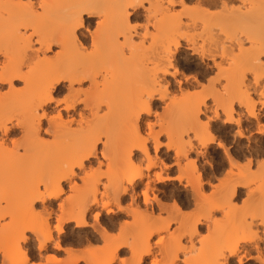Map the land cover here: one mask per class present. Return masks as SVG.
Listing matches in <instances>:
<instances>
[{"label":"snow or ice","instance_id":"6c2138e0","mask_svg":"<svg viewBox=\"0 0 264 264\" xmlns=\"http://www.w3.org/2000/svg\"><path fill=\"white\" fill-rule=\"evenodd\" d=\"M49 7L50 0H40L39 5L33 9L31 23L26 30L21 28L20 36L23 39L8 42L6 47L9 51H0V95L14 93L25 102L23 122L16 124L14 118L9 124V127L15 125L20 129L14 133L15 139L0 142V196L14 198L18 205L12 209L9 207V199H0V208L9 209L0 213V225L14 226L21 215L20 204L25 201L30 203L40 196L57 194L60 183L66 181L63 188L72 184L73 190L79 187L88 191L87 202L96 205L92 212L95 213L94 219L99 227L104 224V215L113 216L127 211L122 206L129 203L127 186L145 175L144 163L148 164L147 174H155L157 182L179 181L186 184L183 174L165 175L171 163H151L153 129L155 124H159L161 113L153 114L149 101L158 98L167 104L175 99L171 93L160 96L159 92L165 90L166 85L160 89L156 85L162 77H167L181 85L182 91L183 87L188 86L185 81L189 84L194 81V77L181 76L174 70L170 54L177 48L188 47L194 55L214 61L215 73L210 74L211 80L202 86L196 82V91L189 92V95L195 96L214 87L217 99H222L226 107L231 108L236 100L229 97V90L237 95L243 93L241 99L249 101L248 115L253 117L258 112L256 106H264V47L258 58L254 55L245 58L243 53L235 49L222 53L220 43L227 48L230 35L224 31L213 34L219 41L214 48L201 42V38L207 41L209 20L219 17L229 8L226 2L206 5L202 0H74L71 7L75 14L52 37L44 28L34 30ZM246 7L247 4L240 5L241 9ZM260 8L264 12V0H261ZM134 9L141 10L145 17L143 23L134 22ZM109 10L112 15L106 18ZM87 15L97 16L99 23L91 38L81 45L75 37L79 35L77 29L83 27L81 18ZM162 34L168 38L163 45L160 44ZM45 40H49L51 46L43 47ZM261 40L264 42V28ZM247 46L253 49L254 43L249 41ZM17 47L25 50L19 62L12 55V49ZM159 48L167 55L161 56L157 69L153 71L147 68L115 96L108 93L102 72L93 75L84 70L101 59L110 68L133 63L138 65L145 51ZM69 50L74 53L71 60L68 59ZM30 52L37 55L28 54ZM41 68L46 71L37 78ZM57 84H63L68 89L59 99L55 98L53 92ZM102 84L105 87L102 88ZM253 86L255 91L251 90ZM208 102L212 103L211 100ZM48 105H53L54 110L49 109ZM259 115L262 121L259 130L264 135V111H259ZM212 118L224 119L225 123L233 122L229 113L219 109ZM144 119L152 121L148 123L147 130L143 126ZM207 126L208 121L201 116L200 127L205 133L208 131ZM155 130L159 131V128ZM210 142L216 143L215 140ZM61 144L62 152L52 151ZM219 147L223 149L224 145L220 144ZM155 150L160 151L158 142ZM134 151L144 153V162L140 167L134 163ZM94 152L99 158L98 167L88 169L85 162ZM176 155L180 157L181 152L177 150ZM65 157L71 158L70 166L64 162ZM186 159L180 160L182 172ZM187 163L191 165L192 161ZM113 167L121 175L120 181L115 184L112 180ZM252 167L255 169V165ZM260 170L264 174V160L260 161ZM54 179L58 180L56 193L53 192ZM151 183L149 179V187H145L142 193L139 189L136 191L139 193L142 210L146 205H153V209L145 216L146 224L155 225L152 234L144 236L137 233L132 255L124 261L116 259L110 264H264V231L257 236L250 226V221L254 219L264 224V200L258 213L245 214L242 222L226 227L223 232L220 225L221 221L227 223L226 213L224 209H216L214 219L217 228L213 229L210 218L209 230L204 233L203 228L196 230L197 225L204 223V216L194 220L193 213L182 212L176 204L160 205V214L154 216L152 212L158 202L153 199ZM92 192L96 193L94 200L91 199ZM101 192L105 193L103 199L100 198ZM204 193L211 194L210 189L205 188ZM122 195L123 201L120 200ZM57 199L59 202L70 197L58 194ZM207 199L205 195L198 203H204ZM36 207L39 208V204ZM65 207V203H60L61 211ZM204 209L207 214L209 209L206 203ZM88 219L91 221L93 217L89 215ZM120 219L123 220L124 216L121 215ZM162 221H167L166 225L161 226ZM133 223L129 213L119 232L109 229L112 234L110 238L118 240L125 227ZM31 231L24 228L18 239L12 237L11 245L16 247L25 238L24 233L30 234ZM49 231L53 232L54 237L55 232L60 231L59 223ZM189 235L198 243H189ZM245 248L249 251L244 252ZM162 250L167 251L169 259H160L164 254ZM137 251L143 257L142 260L134 259ZM120 255L126 256V253L120 252ZM197 256L205 258L194 261L192 257ZM229 256L233 257L230 261L227 259ZM54 259L51 258L49 264ZM0 264H9L7 257ZM12 264L27 262L19 260ZM56 264H59V260H56Z\"/></svg>","mask_w":264,"mask_h":264},{"label":"bare ground","instance_id":"6f19581e","mask_svg":"<svg viewBox=\"0 0 264 264\" xmlns=\"http://www.w3.org/2000/svg\"><path fill=\"white\" fill-rule=\"evenodd\" d=\"M0 1H2L5 4V5L4 4L3 5L7 6V7H11V5L13 4L12 0H0ZM26 1H27V4H26L27 6H25V4L21 5V6H23V7H21L22 10H24L25 13L27 12L26 13L27 15L24 12L22 13V14L26 15V16L24 15L25 16V19H24L25 22L22 21L23 24L20 25V26L24 25L23 28H25L26 25L28 26L30 24L29 22H30L32 15H33V9L36 6H38L40 3V0H26ZM11 2H12V4H10ZM18 2H21V1L20 0L17 2L15 1L13 7L18 5L19 4ZM73 2H74V0H50V7L47 9V11L45 13V17H44L45 19L44 18L41 19V21L43 20L42 23L40 21L41 25L43 23L45 24V26L43 24L41 28H44L48 31L49 37L56 35L57 32L64 27L65 23L75 14V10L71 7ZM189 2H190V0H189ZM202 2L206 5L207 4L215 5L216 3L223 4L226 2L229 5V8L226 9L225 12L222 13L219 17L209 20V22H208L209 28H208V32H207V41H204L201 38L202 43L206 42V43H208V45L210 47H213V48L216 47V44L219 41L217 40V38L213 34L218 33L220 31H224L230 35L227 38V48H225L223 43H220V48H221L222 53H224L225 51L231 52L233 49H235L236 52L243 53L245 58H247L249 55H254L256 58L259 57L260 51H261L262 47H264V42H262V40H261V32H262V28H264V12H262V10L260 8L261 0H202ZM241 4H247V7L241 9L240 8ZM25 8H27L26 11H25ZM232 9H236L237 11H232ZM111 15H112V13L109 10L106 14V18H110ZM133 17H134V21L139 19V17H140L139 9L133 10ZM133 17H130V19H132ZM27 18H29V19H27ZM93 19H95V21H93ZM27 20H29V21H27ZM144 20H145V17H144ZM2 21L0 19V51H9V49L6 47L8 42H15L18 40H22L23 38H22V36H20V32H18V31H14L12 33H9V31L10 32L12 31V28H11V30H9L11 25H8V24L10 23V21L9 22L6 20L3 22ZM50 21L51 22L54 21V22L51 23ZM50 23H51V25H53L52 27H51V25H49ZM58 23H60V25ZM81 23H82L83 27L77 29V31L79 32V35L76 36L75 39H76V41H78L79 44L83 45L85 40H89L91 38L93 32L96 30V26L99 23V21L97 19V16L87 15L86 17L81 18ZM55 24H57V25H55ZM49 26H50V28H49ZM56 26H57V28L58 27L59 28L57 29ZM39 28L40 27H38V29ZM55 28H56V30H55ZM91 28H92V30H91ZM38 29L36 28L34 30H38ZM7 33H9V34H7ZM167 39H168L167 36L162 34V36L160 38V44L163 45V43ZM249 41H252L254 43L253 49L248 48L247 44ZM48 46H51L49 43V40H45L43 47H48ZM187 53H188V55H187ZM24 54H25L24 49H20L18 47L12 49V55L17 62H19V60L22 58V56ZM28 54L37 55V53H35V52H30ZM73 55H74V53L71 50H69L68 59L71 60ZM162 55H167V53L163 52L162 48L149 49L141 55L140 62L138 65L133 63V64H130V65L125 66V67H121V66L117 65L114 68H110L109 66H107L103 62V59H101L98 62L90 64L89 67L84 69V70L91 72L93 75H95L96 73L102 72L104 79L107 82L106 86L108 89V93L110 95L115 96V95H118L120 93L122 88L127 83H129L134 78L138 77L139 74L142 73L147 68H151L153 71H155L158 67V64H159V61H160V58ZM170 55H171V62L174 65V70L179 72L181 76H183V72L195 73L194 76H191V77H194L195 82H198L199 80L200 81L201 80L209 81V80H211V78H208L210 76V74H212L213 72L215 73V69L213 67L214 61H207V60L203 59L202 57L194 55L189 50L188 47L177 48ZM181 56H182V58H181ZM185 69H189V71H185ZM44 71H46V69H44V68L39 69L38 73H37V78H38L39 74L44 72ZM188 76H189V74H188ZM185 83H188V82L185 81ZM174 84H176V86L179 90L181 89L182 86L177 84L174 79H168L167 77H162L161 80L159 81V83L156 85V87L158 89H160L162 86L166 85V89L163 91H160L159 95L160 96H167L169 94L168 92H170L169 89L172 88ZM0 87H2V85H0ZM101 87L103 88V87H105V85L102 84ZM209 90L210 91L207 90V97L209 96V98H210V94L211 95L215 94V96H216V99H214L215 96H212V98L214 100H211L214 102V104L216 106V107L214 106L215 108L211 110V112L213 114L212 117L216 116L217 109H219L221 112L229 113L230 120L234 122V123L233 122L225 123V121L223 119L221 121L222 127H220L221 132L224 133V136L229 135V132H227V133L224 132L225 128H229L228 126H235L236 127V130H235V132H233V135H231V133H230V135L232 136L233 142H234L232 149H229L227 147V144L225 145L223 143L222 140H224V138H222V140H221L222 143L219 141H217L215 143L218 146V148H220L219 147L220 144L224 145V148L223 149L220 148V149L223 152V156H224V159L226 160V163H228L227 165H229L230 166L229 168H231V169L229 171H226V168H225L226 173H224L223 175H225V177L227 176V178L229 177V174L232 177L234 176L235 181H233V182L235 184L232 183L231 184L232 186H230V185L228 186L225 183L227 186L224 185L225 187L223 186L222 190H220L221 188L218 189L219 190L218 196H217L218 199H216L217 201L215 200L216 202H214V203H217L219 201H223V205L220 202L217 203L219 205L216 204L217 206H214L211 209L212 211L207 207L209 209V211H211L210 215H212L215 213L216 209H222L225 207L227 208L228 206L230 207L233 204V203L232 204H230V203L239 194V189L248 187V185L246 184L247 180L242 181V179H244V177H246V174H247L249 168L251 167V165H253V161L255 160L254 158H259V162H256L257 159L254 161L257 163L258 167H260V161L264 160V140L259 139L258 141L255 142L254 136H253V135L262 136L260 133V130H259L260 124L262 122L260 119L259 111H264V106H256L258 109L257 114L254 117L249 116L248 115V111H249L248 103H249V101L247 99H243V100L241 99L244 96L243 93H240V96H237V95H234L235 94L234 91L229 90V97L230 98H235L237 96V98H235L236 106L239 108L240 107L244 108V111L241 112L239 109H238V111L235 110V108H236L235 105L231 106V108L226 107L225 102L222 99H221V102H218L219 99H217V93L215 92L214 87L210 88ZM251 90L255 91V87L253 86V88ZM67 91H68V89L63 84H57L55 86V88L53 89V92L55 94L56 99H59L61 95L66 94ZM211 91L214 93H212ZM208 92H210L209 95H208ZM179 94L181 95V93H179ZM202 94H203V92H202ZM101 95L103 96V94H101ZM12 96H16V95L14 93L9 94V95H0V103H1V101L4 102L3 100L7 99V97L10 98ZM192 96L193 95H191V97ZM14 98L15 97H13L12 99H14ZM193 98L194 97H192V99ZM195 99L196 98H194L191 101L188 100V97L186 99L187 101H190V102L186 103L187 105L189 104L188 105L189 109H187L188 110L186 112L187 115H185V113H184V117L188 116L187 118H189V121H191L190 122L191 124H189L187 129L185 128L187 126V124L185 125L183 123L184 124L183 128H185L184 132H186V133L189 132V130H191V131L194 130V128L196 126H200L199 125L200 117L203 115L206 116V114L210 111L209 106L206 104V102L203 100V98H202L203 101H197L196 103L194 102ZM16 100H18V99H16ZM19 100H22L23 103L21 102V104L24 105V103H25L24 100L23 99H19ZM156 100H162V99H158V98L151 99L149 101V107L150 108H151L152 103ZM186 100H185V102H186ZM192 101H193V103H191ZM4 103H6V102H4ZM7 103H8V100H7ZM7 103L5 105H7ZM12 104H14V103H11V105ZM11 105L9 104V106H10L9 111L11 110ZM187 105H186V108H187ZM1 106H0V108H1ZM167 106H168V104H167ZM4 107H6V106H4ZM19 107H21V108H19L21 110L20 111L18 110L19 112H16V109L18 107L16 109L14 108L15 109L14 112H16V114L18 113L17 116L15 115L16 116V118H15L16 124H21L23 122V115H22L23 106L20 105ZM47 107L49 109L54 110L53 105H48ZM176 108H177V106H176ZM186 108H185V111H186ZM2 109H3V106H2ZM164 109L166 110L165 107H164ZM4 110L6 111V109H3V111ZM12 111H13V109H12ZM176 111L177 110H175V112ZM14 112H12V113H14ZM178 112H180V111H178ZM178 112H176V113L178 114ZM12 113L10 114L11 118H12V116H11ZM2 114H5V113L2 112ZM5 115H7V114H5ZM76 115L79 116V113H77ZM1 116L2 115H0V142H6V141L13 139L12 136H15L14 133L19 131L20 129L18 127H16L15 125L9 127V124L13 121V119H11L9 117L5 118L6 116L5 117H1ZM175 116H176V114H175ZM179 116H180V114H179ZM209 116H206V118L208 117L207 118V120H208V126H207L208 131H207V133H205L202 128H201L202 130L200 129L201 130L200 133H202V135H201L202 139H204V140H202L201 136H199L200 137L199 138V141H200L199 146L194 145L193 142L191 141L192 139L191 140L188 139L189 137H187V140L185 141V139L183 140V138H181L183 135L178 136V137H180V139L179 140L177 139L178 142L176 141L177 142L176 144L178 145V147L181 148V150H179L181 152V156L177 157L175 150H172V151H174L173 163L171 164V167H169L168 169L165 170V175L170 176L169 173H170L171 169H173V167L177 168L178 170L179 169L181 170V167H180L181 166L180 165L181 159H184L186 157L187 158L186 161H189V160L192 161L191 165H188V163L186 165V163H185V167L187 166L188 169L190 168L192 170V172H191V170L189 169L190 172L192 173L191 175H193V173H194L193 177L195 179L196 185L194 184V186H192L191 185L192 182L187 183V184H190L191 196H189V197L192 199H189L186 197L185 198L180 197L179 200L178 199H177V201L175 200L176 202H174V204H176L179 207V209H181L180 207H182V206H184V207L190 206L191 202H192V205L194 204L196 207H198V205L202 204V203H198V201H202V198L205 195V194L203 195V187H204L205 182H204L201 166L199 163L201 162L200 161L201 159L204 160L207 147L209 145L213 144L210 141L211 140H217V139H215V136L211 134L213 132L211 130L212 126L210 127V125H212L213 122L215 123L216 120H220V119H214L212 117L209 118ZM75 118L76 117H73V119H75ZM183 122L186 123L187 120L186 121L183 120ZM181 124H182V122H181ZM86 125H87V121H86ZM159 128H162V127L160 126ZM196 131H198V129ZM5 132H6V135H5ZM153 132H155V131H153ZM238 132L240 133V135H237ZM194 133H197V132H194ZM223 133L221 134L222 136H223ZM156 134L153 135L154 139L152 141L153 153H152L151 163L153 165H155L156 162L159 161V162H162L164 164H167L163 160H160L157 157V155L161 152L162 148H164L165 151H170L172 149L171 145H165V144L162 145L159 142V139L157 137L159 134H157V136H156ZM165 134H167V133H165ZM203 134H204V136H207V138H208L207 140L205 139L206 137H203ZM166 136H168V135H166ZM169 138H170V134H169ZM169 138L167 139V137H166V139L168 141H170ZM227 141H230V140H227ZM243 141H246V144H243ZM157 142L159 143V146H160L159 152H157L155 150L157 147ZM167 144H169V143H167ZM5 146H6V143H5ZM174 147H176V146H174ZM229 147H230V145H229ZM52 151L62 152L63 151V144L56 146L54 149H52ZM164 153H166V152H164ZM132 156L134 157V163L137 165V167H140V165L144 162V153L140 152V151H134L132 153ZM238 160H240V161L242 160L239 163H244L242 165L243 167L239 165L240 166V168H239L238 163H237ZM64 162L68 163L70 166L72 163V160L69 157H65ZM202 162H204V161H202ZM85 163H86V166L87 165L89 166L87 168H90V165L92 163H96L97 165H95V166L98 167L99 158L96 155V153L94 152L88 158V160ZM222 163L223 162H221V165H222ZM235 166L236 167L238 166V168H237L238 172H236V173L234 171L232 172V169H233V167L235 168ZM186 168H184V169H186ZM177 169H175V170L177 171ZM147 170H148V164L144 163L145 175L134 180V182L132 184L127 186L128 190H129L128 196H127L129 203L126 205H122L123 207L126 208L127 211L123 214L117 213L113 216L104 215L103 216L104 224H101V226H100L101 231H100V229H98L96 227L98 222L95 221V219H94L95 213L92 212V208L96 207V205L87 202L89 193H88V191H86L84 189L77 187L75 190H73L72 184H68L67 190L70 194L68 193L69 195L67 197H70V199L59 201V203L56 205V210H55L54 203H55V201H58L57 195L58 194H64L63 183H66V181L60 183V190L57 194H49V195H47V197L40 196L38 199L31 200L30 203L28 201L23 202L22 204L19 205V207L21 208V215L17 219L15 225L14 226L0 225V238L3 239L5 244L10 243L12 237H16L18 239L20 232L24 228H29V229H32L30 234L33 237V240L36 242L35 248H32L33 247L32 246L33 243H31L32 240L29 237H27L28 232H25L24 233L25 238L22 241H19L18 245L16 247H14L15 250L13 248H11V250H10L11 251L10 254L13 252V255L11 254V256H14L13 258H11V256L9 254H7L5 252V250L0 249V262H2L7 257V259L9 260V264H12L13 261H19V260H24L27 262V264H49L50 259L54 257L55 259L52 260L51 264H56V260H59V264H78L79 262H87L85 264H88V263L91 264L93 255H92L91 251H90V253L88 252L89 249L85 250L84 248H82V249L80 248L82 250V252L86 251L87 253L84 252L83 255L79 254L80 255L79 256V255H77L78 252H77V254L74 252L77 255L76 256L71 249H66L68 247L64 248L63 245H65V242L71 241V243H73L75 245H80V246L83 245L84 246V245H87V244L92 243V242L94 243L97 240H103V239L105 240L106 237L110 233L109 229H113V230L119 232L120 226L125 223L126 220H120L119 221L118 217L121 215H123L124 217H128L129 213L131 214L134 223L132 225H128L125 227L124 233L121 235V237L118 240L110 239V241L107 242L105 247L107 250H110L109 252H111L110 254L108 253V256H109L108 261L107 262H105L104 260H103V262L100 261L103 259V257H102V259L100 258L99 261L102 264H104V262L106 264H110V262L115 260L117 252L120 250H123V249H128L129 256H131L132 255V245H134L136 242L137 233H142L144 236H150L152 234L153 228L155 227V225L145 223V216L147 215L149 210L153 209V205L152 204L146 205V206H144V208L142 210L140 207L139 193L136 190L141 187V190H139V192L142 193L144 191L145 187H149L148 181H149V179H151L152 183H151L150 188H151V191L153 193V199L156 202H158L156 207H155V210L152 212V214L154 216H158L160 214V211H161L160 205H164V204L162 203V201L160 199H158V196L155 194V193H159L155 184L167 186L168 184H170L172 182V181H168L166 183L157 182L155 180V174L149 176L147 174ZM227 170H228V168H227ZM113 171H112V180H113V183L115 184V183H118L120 181L121 175L118 172V170L116 169V167L114 168ZM228 172H230V173H228ZM248 175H251V174L248 173ZM214 176L215 175H213V177ZM219 177H221V176L219 175ZM222 177H224V176H222ZM96 179H99V177H97ZM226 179H223V180L226 181ZM236 179L241 180L242 182H239ZM246 179H248V177ZM232 180H230V181L228 180V182L230 183V182H232ZM236 181H237V183H236ZM57 182H58V180L54 179V181H53V192L54 193L57 192V189H56ZM243 182H246V183H243ZM74 183H75V181L73 180V184ZM219 185H220V183H219ZM94 186H95V181H93V184H92V187H94ZM216 186H218V185H216ZM216 186H213L214 190L216 189ZM186 190H187V187H186ZM263 191H264V189H262V190L259 189L260 193L259 192L257 193L258 197L255 196V197H257L255 199L257 201V203L253 200V202H255L256 213L259 212V211L257 212L258 208H256V206L258 204H259V206H261V202H262V200H264V195H263L264 192ZM216 192L217 191H215L214 194ZM261 192H262V194H261ZM162 194L164 196V193H162ZM34 195L39 196L38 193H35ZM165 195H167V194H165ZM259 195L260 196L262 195L260 199H259ZM104 196H105V193L101 192L100 198L103 199ZM210 196H211V194H210ZM214 196H216V194ZM251 197L252 196H250V199H251ZM134 198L136 201L135 203H133ZM0 199H9V197L7 195H4V196H0ZM91 199H93V200L96 199V193L95 192H92ZM120 200L121 201L124 200L123 195L120 197ZM225 200H227L226 203H224ZM259 200H261V201H259ZM208 201H209V199L207 200V202ZM248 201H249V199H248ZM251 202H250V204H251ZM60 203H65V205H66V207L63 211H61V209H60ZM211 203H212V205L214 204L213 202H209V204L208 203H206V204L208 206ZM246 203H248L247 199H246L245 204ZM37 204H39V211H37V207H36ZM17 206H18L17 201L14 198L9 199V207L10 208L15 209ZM202 206H204V205H201L199 207L203 208ZM201 208H199V210ZM233 209H234V206H233ZM8 210H9L8 208H0V213H2L4 211H8ZM193 210L195 211V208ZM231 211L233 213L232 209H231ZM234 211L235 212L238 211L236 213H239V208H237ZM226 212H227V210H226ZM207 213H209V212H207ZM228 214H229V218L232 217L231 219H233V217L235 216V214L234 215H231L230 213H228ZM228 214H226L227 215L226 220L229 219V218H227ZM89 215H91L93 217L92 224L89 223V219H88ZM117 215H119V216H117ZM210 215H208V217ZM206 216L207 215H205L204 218H206ZM239 216L241 217L240 214H239ZM243 216L241 217L242 219L244 218ZM52 218L55 221L54 225L51 222ZM198 218H201V216L200 217L198 216ZM198 218L196 220H199ZM237 218L240 219L239 217H237ZM193 219H195V216L193 217ZM238 219L235 220V217H234L233 223L236 224L237 221L239 222L240 220H238ZM240 222H242V221H240ZM56 223H59L60 231L55 232L54 237H53V232L49 231V229H54L56 227ZM166 223H167V221H162L161 226L166 225ZM224 223H225V221H224ZM71 224L74 225L73 230H72L73 235L66 236L64 234L65 233L64 228L68 229L69 225H71ZM252 224L253 223L251 221V223H250L251 227H252ZM259 224L264 227V224H262L261 222ZM206 225H207V221H206V219H204V223L197 225L196 230H198L199 227L206 226ZM253 226H254V224H253ZM216 227L217 226L215 225L214 228H216ZM88 228L91 229V232L85 233V234L80 233V231H82L84 229H88ZM252 230H254V228H252ZM4 231H6V232L3 235ZM1 234H2V236H1ZM63 235H65V236H63ZM111 235H109V236H111ZM257 235H258V233H257ZM188 237H189V242H190L192 236L189 235ZM26 244H27V251H24V250H22V245L25 246ZM10 245H11V243H10ZM57 245H59V247H57ZM104 245L105 244L103 243V246ZM17 248H18V250H17ZM12 249L14 251H12ZM75 249L77 250L78 248H75ZM98 251H100V249ZM102 251H103V248L100 252H102ZM60 252H64V254L66 255V259L60 260L59 258H57L56 255ZM100 252H98V254ZM21 253H22V255H21ZM46 254H49V255L47 256ZM103 254H104V252L101 254V256H103ZM105 257H107V256H105ZM229 258H231V256L227 257V259H229ZM134 259H136V260H142L143 259V257H141L139 255V251H137V254H136ZM201 259H203V256L201 257ZM106 260H107V258H106ZM122 261H124V260H122Z\"/></svg>","mask_w":264,"mask_h":264},{"label":"rangeland","instance_id":"374dc122","mask_svg":"<svg viewBox=\"0 0 264 264\" xmlns=\"http://www.w3.org/2000/svg\"><path fill=\"white\" fill-rule=\"evenodd\" d=\"M13 1V4H12V2L10 3V4H12L11 5V7H7V6H4L5 4L2 2V1H0L1 3H0V19H1V21L3 20V21H10V23L8 24V25H11L10 26V29L9 30H11V28H12V31L10 32L9 31V33H12V32H14V31H18V32H20L21 31V28L22 27H24V25L23 26H20L21 24H23L22 23V21L23 22H25L24 21V19H25V16L27 15L25 12H24V10H22V8L21 7H23V6H21L22 4H25V6H27L26 4H27V1L26 0H20L21 2H18L17 4L18 5H16V6H14L13 7V5H14V3H15V1L17 2V1H19V0H12ZM4 4V5H3ZM26 9L27 8H25V11H26ZM140 11V17H139V19H137V20H135L134 22L135 23H143L144 22V15L142 14V12H141V10H139ZM25 13V14H22V13ZM25 15V16H24ZM27 19H29V18H27ZM45 19V18H44ZM2 21V22H3ZM27 21H29V20H27ZM43 21V20H42ZM42 21H41V23H42ZM45 21V20H44ZM58 21V20H57ZM93 21H95V19H93ZM51 22V21H50ZM52 22H54V21H52ZM51 22V23H52ZM59 22V21H58ZM29 23H31V19H30V22ZM41 23L39 22V24L36 26V28L38 29V27H42V25L44 24H42L41 25ZM51 23L49 24V25H51ZM54 24V23H53ZM59 25H60V23H58ZM55 25H57V24H55ZM44 26H45V24H44ZM53 25H51V27H52ZM92 26V25H91ZM47 27V26H46ZM26 28H27V25L25 26V30H26ZM35 28V29H36ZM49 28H50V26H49ZM54 28V27H53ZM56 28H57V26H56ZM56 28H55V30H56ZM59 28V27H58ZM57 28V29H58ZM91 30H92V28H91ZM9 33H7V34H9ZM5 34V33H4ZM7 39V38H6ZM183 51V50H182ZM187 55H188V53H187ZM186 56V55H185ZM184 57V56H183ZM181 58H182V56H181ZM194 59V58H193ZM198 63V62H197ZM214 71V70H213ZM214 73V72H213ZM212 73V74H213ZM187 74V75H186ZM188 74H189V76H194L195 75V73H193V72H183V76H188ZM193 74V75H192ZM208 78H212L211 77V75L208 77ZM199 82V84L202 86L206 81H204V80H199L198 81ZM202 82V83H201ZM193 83V84H192ZM191 84H189V83H186V84H188V86H186V87H183V90L182 91H180L178 88H177V86H176V84H174L173 85V87L172 88H170L169 89V91L170 92H168V93H171V95L175 98L174 100H172V101H169V103H167L168 104V106H167V104H165V102H164V100H156V101H154L153 103H152V105H151V110H152V112H153V114H155V113H161V118H160V122H159V124H155L154 125V129H153V131H155L157 134H159L158 136H157V134L155 133V132H153V135H155L156 134V136L158 137V139H159V142L162 144V145H171V150L170 151H165V149L164 148H162L161 149V152L157 155V157L160 159V160H163L165 163H173V160H174V151H172V150H175V152H176V150H181V148L180 147H178V145L176 144L177 142H178V140L180 139V137H178V136H182L181 138H183V140L185 139V141L187 140V137H191L189 140H191L192 142H193V144L194 145H196V146H199V144H200V141H199V136H201L202 135V133H200V131L202 130L201 129V127L200 126H196L195 128H194V130H189V132H184L185 131V128L187 129V127L189 126V124H191L190 122L191 121H189V118H187L188 116H185L184 117V113H185V115H187L186 114V112L188 111L187 109H189V104L187 105L186 103L187 102H190L191 100H193L194 98H196L195 100H194V102L196 103L197 101H205L206 102V104L209 106V108H210V111L206 114V116H209V118H211L212 116H213V114H212V112H211V110L212 109H214L216 106H215V104H214V102L212 101V103L211 104H209V100H214V99H216V96H215V94L214 95H211L210 94V98H209V96L207 97V90L208 91H210L209 89H207L205 92H203V94H202V92H200L199 94H198V96L197 95H195V96H192V97H194L193 99H192V97H191V95H189V92H195L196 91V82L195 81H193ZM195 85V86H194ZM194 87V88H193ZM191 88V89H190ZM181 93V95L179 94V96L177 95V93ZM212 92V91H211ZM209 93L210 92H208V95H209ZM212 93H214V92H212ZM234 93V92H233ZM183 94V95H182ZM234 95H237L236 93L234 94ZM212 96H215V98L213 99L212 98ZM237 96H240V94L239 95H237ZM237 96L235 97V98H237ZM13 97H15L14 99H12ZM17 96H12V97H7V99H5V100H3L4 102H6L7 103V100H8V103H7V105H5L6 103H4V102H2L1 101V103H0V106L2 105L3 106V109H6V111L4 110L3 111V109H2V106H1V108H0V112L2 111L3 113H5V114H7V115H5V114H2V112L0 113V115H2L1 117H5V118H11L10 117V114L12 113V112H14L15 111V109H16V112H19L21 109H19V108H21V107H19L20 105L21 106H23V104H21V102L23 103V101L22 100H19V99H21V98H16ZM186 97V98H185ZM187 97H188V100H190V101H187L186 99H187ZM199 98V99H198ZM202 98H203V100H202ZM12 99V100H11ZM16 99H18V100H16ZM183 99V100H182ZM11 100V101H10ZM177 100V101H176ZM185 100H186V102H185ZM220 100V101H219ZM218 100V102H221V99H219ZM13 101V102H12ZM17 101V102H16ZM163 101V102H162ZM179 101V102H178ZM14 103V104H12L11 105V103ZM20 103V104H19ZM191 103H193V101L191 102ZM190 103V104H191ZM4 104V105H3ZM9 104L11 105V110L9 111V109H10V106H9ZM18 105V106H17ZM186 105H187V108H186ZM4 106H6V107H4ZM8 106V107H7ZM13 106V107H12ZM176 106H177V108H176ZM207 106V107H208ZM212 106V107H211ZM215 106V107H214ZM164 107L166 108V110L164 109ZM235 110H237L238 111V109L241 111V112H243L244 111V108H242V107H237L236 106V104H235ZM15 108V109H14ZM180 108V109H179ZM184 108V109H183ZM185 108H186V111H185ZM8 109V110H7ZM12 109H13V111H12ZM164 109V110H163ZM19 110V111H18ZM175 110H177L176 112H178V111H180V112H178V114L175 112ZM16 112H14V113H12V118L11 119H14V118H16V116H17V114H16ZM176 114V116H175V114ZM20 114V113H19ZM164 114V115H163ZM179 114H180V116L182 117H180L179 116ZM16 115V116H15ZM206 116H204L203 115V118H204V120L206 121L207 120V118H206ZM179 117V118H178ZM187 120V122L185 123V122H183V120L184 121H186L184 118ZM181 118V119H180ZM206 118V119H205ZM200 120V119H199ZM223 119H220V120H216L215 121V123L213 122L212 123V125H210V127L212 126V128H211V130H212V132L214 133H211L212 135H214L215 136V139H217V140H215L216 142L217 141H219V142H221V140H222V138H224V140H222L223 141V143L226 145L227 144V147L229 148V149H232V147H233V139H232V136L231 135H233V132H235V130H236V127L235 126H228L229 128H225V130H224V132L225 133H227V132H229V135H225L224 136V133L223 132H221V128L220 127H222V121ZM208 121V120H207ZM150 122H152V121H150L149 119H144L143 120V126H144V128H145V130H147V125H148V123H150ZM181 122H182V124H181ZM186 125L187 124V126L185 127V128H183L184 127V124ZM199 125H200V122H199ZM221 125V126H220ZM162 127V128H159V127ZM159 128V131L157 132L155 129L156 128ZM220 128V129H219ZM168 131H167V130ZM198 129V131H196ZM201 129V130H200ZM219 130V131H218ZM165 133H167V134H165ZM232 131V132H231ZM170 132V133H169ZM173 132V133H172ZM194 132H197V133H194ZM203 132V131H202ZM164 133V134H163ZM204 133V132H203ZM223 133V136L221 135ZM230 133H231V135H230ZM169 134H170V138H169ZM195 134V135H194ZM166 135H168V136H166ZM172 135V136H171ZM175 135V136H174ZM209 135V134H208ZM220 135V136H219ZM167 137V139L169 138L170 139V141H168L167 139H166V137ZM194 136V137H193ZM228 136V137H227ZM254 136V140H255V142L256 141H258L259 139L260 140H264V135H262V136H260V135H253ZM186 137V138H185ZM203 137H206L205 139L207 140L208 138H207V136H204V134H203ZM231 137V138H230ZM12 138L13 139H15V136H12ZM172 138V139H171ZM176 138V139H175ZM230 138V139H229ZM178 139V140H177ZM201 139H202V136H201ZM200 139V140H201ZM202 140H204V139H202ZM226 140V141H225ZM227 140H230V141H227ZM168 141V142H167ZM177 141V142H176ZM195 141V142H194ZM225 141V142H224ZM202 142V141H201ZM227 142V143H226ZM167 143H169V144H167ZM173 143V144H172ZM222 143V142H221ZM243 144H246V141H243ZM229 145H230V147H229ZM174 146H176V147H174ZM177 148V149H176ZM164 152H166V153H164ZM152 153H153V151H152ZM207 155V156H206ZM206 155H205V158H204V160L203 159H201L200 161V166H201V170H202V173H203V178H204V182H205V184H204V187H203V195L205 194V195H207V193H204V189L205 188H208V189H211L210 190V192H211V196H210V194H208L207 196H208V199H209V201L207 202H204V204L205 203H208L209 204V202H216L217 200L216 199H218V192H219V190L218 189H220V190H222V188H223V186L225 185V186H232L231 184L233 183V184H235L233 181H235V177L233 176H231L230 174H229V177L227 178V176L225 177V175H223L224 173H226L225 172V168H226V171H229L231 168H229L230 166L229 165H227L228 163H226V160L224 159V156H223V152H222V150L220 149V148H218V146L216 145V144H211V145H209L208 147H207V149H206ZM165 156V157H164ZM164 157V158H163ZM255 160H256V162H259V158H254ZM254 160V161H255ZM202 161H204V162H202ZM206 161V162H205ZM242 161V160H241ZM240 160H238L237 161V163H238V166L240 165V166H242L244 163H239V162H241ZM253 161V165H255V169H253V165H251V167L249 168V170H248V172H247V174H246V177H244V179H242V181H244V180H247L246 182H243V183H246L247 185H248V187H246V188H242V189H239V196L237 195V197H235V199L230 203V204H232L229 208L227 207H225V208H222V209H224V213H226V214H228V213H230L231 215H234L236 212H238V211H234V210H236L237 208H239V213H236L235 214V220H237L238 218L237 217H239L240 219H238V220H240V221H243V219L241 218L243 215H245V214H247V213H250V212H255L256 213V209H255V202L257 203V201L255 200L257 197H258V195H257V193L259 192V189L260 190H262V189H264V174H261V170H260V167H258V165H257V163L256 162H254ZM221 162H223L222 163V165H221ZM244 162V161H243ZM185 163H186V165H187V161H185ZM208 163V164H207ZM95 165H97L96 163H92L91 165H90V168L91 169H94V168H97V166H95ZM181 165V164H180ZM211 165V166H210ZM220 165V166H219ZM137 166V165H136ZM210 166V167H209ZM227 166V167H226ZM238 166L236 167L235 166V168L233 167V169H232V172L234 171L235 173L236 172H238ZM240 166H239V168H240ZM258 168H257V167ZM86 167H89L88 165L86 166ZM181 167V170L179 169H177V168H175V167H173V169H171V171H170V173H169V175L170 176H172L173 174H175L176 176H180V175H182L183 174V177H184V180L186 181V184L185 183H181V182H179V181H172L170 184H168L167 186L166 185H158V184H155V186H156V188L158 189V191H159V193H155L157 196H158V199H160L161 201H162V203L164 204V205H168L169 203H173L174 204V202H176L177 201V199L179 200L180 199V197H186V198H189V199H192V198H190L189 196H191V194H190V184H187V183H191L192 182V186H194V184L196 185V183H195V179H194V173H193V175H191L192 173V170H191V172H190V170L188 169V167L186 168L185 167V165L183 166V172H182V166H180ZM219 167V168H218ZM243 167V166H242ZM90 168H88V169H90ZM114 168L115 167H113V170H114ZM184 168H186V169H184ZM227 168H228V170H227ZM175 169H177V171L175 170ZM186 170V171H185ZM212 171V172H211ZM114 172V171H113ZM221 173V174H220ZM228 173H230V172H228ZM248 173H250L251 175H248ZM213 175H215L214 177H213ZM218 175V176H217ZM219 175L222 177V176H224V177H219ZM248 175V176H247ZM208 176V177H207ZM206 177V178H205ZM231 177V178H230ZM248 177V179H246ZM189 178V179H188ZM216 178V179H215ZM220 178V179H219ZM227 178V179H226ZM230 178V179H229ZM192 179V180H191ZM223 179H226V181L225 180H223ZM233 179V180H232ZM209 180V181H208ZM218 182H217V181ZM222 180H223V182H222ZM228 180L230 181V180H232V182H228ZM237 181H239V182H242L241 180H238V179H236ZM75 181V180H74ZM190 181V182H189ZM207 181V182H206ZM237 181H236V183H237ZM179 182V183H178ZM219 183H220V185H219ZM227 185H226V184ZM245 184V185H246ZM216 185H218V186H216ZM246 185V186H247ZM213 186H216V189L214 190V187ZM224 186V187H225ZM186 187H187V190H186ZM262 188V189H261ZM65 189V190H64ZM139 190H141V187L140 188H138ZM214 190V191H213ZM163 191V192H162ZM215 191H217L215 194H216V196H214L215 194H214V192ZM63 192H64V196L65 197H67L70 193L68 192V190H67V188H63ZM161 192V193H160ZM255 192V193H254ZM264 192V191H263ZM69 193V194H68ZM162 193H164V196H163V194ZM254 193V194H253ZM260 193V192H259ZM66 194V195H65ZM165 194H167V195H165ZM261 194H262V192H261ZM174 195V196H173ZM204 195V196H205ZM264 195V194H263ZM167 196V197H166ZM250 196H252L251 197V199H250ZM255 196H257V197H255ZM262 196V195H261ZM261 196L259 195V199L261 198ZM179 197V198H178ZM214 197V198H213ZM216 197V198H215ZM181 198V199H182ZM239 198V199H238ZM207 199V200H208ZM212 199V200H211ZM246 199H247V202L248 203H246L245 204V202H246ZM248 199H249V201L251 202V204H250V202L248 201ZM176 200V201H175ZM216 200V201H215ZM253 200L255 201V202H253ZM258 200V199H257ZM245 201V202H244ZM259 201H261V200H259ZM222 205H223V201H219ZM219 202H217V203H219ZM227 202V200H225V202L224 203H226ZM236 202V203H235ZM59 202L58 201H55V203H54V208H55V210H56V205L58 204ZM217 203H214L213 205H212V203L210 204V205H208L207 207L211 210L214 206H217V205H219V204H217ZM244 203V204H243ZM259 203V202H258ZM203 203L202 204H200V205H198V207H196L194 204V206L192 205V202H191V207L190 206H187V207H184V206H182V207H180L181 209V211L182 212H185V213H193V217L195 216V219L194 220H196L197 218H198V216L200 217V216H205V215H207L206 216V218H204V219H206V221H207V225L206 226H202V227H199V229L200 228H203L204 229V233H207L208 232V229H209V219L211 218H213L212 219V227H213V229H215L214 228V226L216 225V223H215V219H214V214H212V215H210L211 213V211H208L209 213H207V214H205V210H204V206H202L203 208H201V207H199V206H201V205H204ZM217 204V205H216ZM229 204V205H230ZM207 205V204H206ZM227 206V205H226ZM233 206H234V209H233ZM236 206V207H235ZM258 206V207H257ZM256 206V208H258V210H257V212L259 211V208H260V206H259V204ZM211 207V208H210ZM219 207V206H218ZM195 208V211L193 210ZM199 208H201L200 210H199ZM236 208V209H235ZM198 209V210H197ZM231 209L233 210V213H232V211H231ZM198 212H197V211ZM226 210H227V212H226ZM37 211H39V208H37ZM194 211V212H193ZM235 212V213H234ZM239 214L241 215V217L239 216ZM208 215H210L209 217H208ZM117 216H119V215H117ZM227 216V215H226ZM234 217H233V219H231V218H229V214H228V217L227 218H229V219H227V223L225 222L224 223V221H221V225H220V229H221V232H223L224 230H225V228L226 227H229V226H234L235 225V223H233V220H234ZM244 217V216H243ZM128 219V217H124V219L123 220H127ZM198 219H200V218H198ZM118 220L120 221V220H122V219H120V216L118 217ZM231 220V221H230ZM256 220V221H255ZM239 221V222H240ZM252 221V223L254 224V226H253V224H252V228H254V230L253 231H255L256 232V235H257V233H258V235L257 236H259L260 234H261V232L262 231H264V227L263 226H261L259 223H260V221H258V219H254V220H251ZM251 221H250V223H251ZM51 222L53 223V225L55 224V221H54V219L52 218L51 219ZM238 222V221H237ZM89 223H91L92 224V220L91 221H89ZM215 223V224H214ZM233 223V224H232ZM214 225V226H213ZM101 225H99V227H97V225H96V227L98 228V229H100V231H101V227H100ZM217 226V225H216ZM261 226V227H260ZM73 227H74V225L73 224H71V225H69V228L68 229H66V228H64V234L66 235V236H71V235H73ZM258 227V228H257ZM217 228V227H216ZM97 229V230H98ZM199 229L197 230V231H199ZM256 229V230H255ZM7 230V229H6ZM5 232L6 231H4V233H3V235L5 234ZM89 232H91V229L90 228H88V229H84V230H82V231H80V233L81 234H85V233H89ZM117 232V231H116ZM28 235V236H27ZM27 237H29L31 240H32V242L31 243H33L32 244V248H35V241L33 240V237L31 236V234H29V233H27ZM65 235H63V236H65ZM109 235H111V233H109ZM108 235V236H109ZM1 236H2V234H1ZM106 237V239L104 240H97L96 242H92V243H89V244H87V245H82V246H80V245H75V244H73V243H71V241H66L65 242V245H63L64 246V248H66V247H68V248H66V249H71L72 251H73V253L75 252L76 254H77V252H78V254L77 255H83L84 254V252L85 253H87L86 251H83L82 252V248H84L85 250H87V249H89L88 250V252L90 253V251H91V253H92V255H93V258H92V263L91 264H102V263H100V261H102L103 262V260L105 261V262H107L108 261V253L110 254L111 252H109L110 250H107L106 249V244H107V242H109L110 241V237L111 236H109V237ZM188 241H189V237H188ZM191 243H198V240H193V237L191 238V241H190ZM189 242V243H190ZM72 245H71V244ZM103 243L105 244L104 246H103ZM2 244V245H1ZM9 245V246H8ZM103 246V247H102ZM91 247V248H90ZM11 248H13L14 249V247L13 246H11L10 245V243H7V244H5V242L3 241V239L2 238H0V249H2V250H5V252L7 253V254H9L10 256H11V254L13 255V252L10 254V250H11ZM25 248V249H24ZM75 248H78L77 250L75 249ZM81 248V249H80ZM102 248H103V251L102 252H100L101 250H102ZM106 250H105V249ZM12 249V251H14ZM76 251H75V250ZM91 249V250H90ZM100 249V251H98ZM22 250H24V251H27V244L24 246V245H22ZM93 251V252H92ZM163 251V255L161 256V260L163 261V260H166V259H169L170 257L168 256V254H167V251L166 250H162ZM248 252L249 250L247 249V248H245L244 249V252ZM3 252V251H2ZM9 252V253H8ZM98 252H100L99 254H98ZM104 252V254H103V256H101V254ZM120 252H125L126 253V256H121L120 255ZM129 251H128V249H123V250H120V251H118L117 252V255H116V258H115V260L118 258L119 260H125L126 259V257L127 256H129V253H128ZM61 253H62V255H61ZM74 253V254H75ZM6 254V255H7ZM50 254V253H49ZM49 254H46L47 256L49 255ZM75 254V255H76ZM166 254V255H165ZM242 254V253H241ZM249 254H251L250 252H249ZM8 255V256H9ZM60 255V256H59ZM76 255V256H77ZM79 255V256H80ZM57 258H59L60 260H64V259H66V255L64 254V252H60V253H58L57 255ZM99 256V257H98ZM101 256V257H100ZM105 256H107V257H105ZM14 256H11V258H13ZM102 257H103V259H102ZM163 257V258H162ZM202 257V256H201ZM201 257L200 256H198V257H196V259L194 260V261H198V260H201ZM100 258L102 259V260H100ZM106 258H107V260H106ZM203 259H204V257H203ZM233 259V257H231V258H229L228 260L230 261V260H232ZM100 260V261H99ZM104 262V264H106ZM85 263H87V262H79L78 264H85ZM89 264V263H88Z\"/></svg>","mask_w":264,"mask_h":264},{"label":"clouds","instance_id":"9594fccd","mask_svg":"<svg viewBox=\"0 0 264 264\" xmlns=\"http://www.w3.org/2000/svg\"><path fill=\"white\" fill-rule=\"evenodd\" d=\"M198 252H199V250H198ZM197 257H198V256H197ZM192 259H193V260H195V259H196V257H192Z\"/></svg>","mask_w":264,"mask_h":264}]
</instances>
